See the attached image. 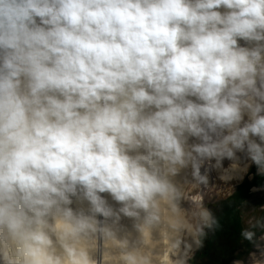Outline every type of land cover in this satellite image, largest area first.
Instances as JSON below:
<instances>
[{
	"label": "clouds",
	"instance_id": "9594fccd",
	"mask_svg": "<svg viewBox=\"0 0 264 264\" xmlns=\"http://www.w3.org/2000/svg\"><path fill=\"white\" fill-rule=\"evenodd\" d=\"M238 153L264 176V0H0V264H189Z\"/></svg>",
	"mask_w": 264,
	"mask_h": 264
},
{
	"label": "trees",
	"instance_id": "16d2710c",
	"mask_svg": "<svg viewBox=\"0 0 264 264\" xmlns=\"http://www.w3.org/2000/svg\"><path fill=\"white\" fill-rule=\"evenodd\" d=\"M253 179L245 181L237 187L236 192L220 203L213 211L220 223L219 229L211 232L206 245L201 248L205 264H230L243 241L240 231L244 227L241 218V201L248 202L254 188L264 187V176L257 174V168L251 169Z\"/></svg>",
	"mask_w": 264,
	"mask_h": 264
},
{
	"label": "rangeland",
	"instance_id": "374dc122",
	"mask_svg": "<svg viewBox=\"0 0 264 264\" xmlns=\"http://www.w3.org/2000/svg\"><path fill=\"white\" fill-rule=\"evenodd\" d=\"M228 165L229 164L224 165V167L227 168ZM254 167H256L255 164L250 165L248 172L246 173L243 180H241L240 182H236L235 180H231L227 182L222 181L218 178L220 172H218L217 170H213L210 174V184L214 185L215 188L209 190L206 193L205 206L208 207L213 212L216 206H218L223 201L227 200L236 192L237 187L240 186L245 181V179H248L249 181L253 179V175L250 173V171ZM261 205H264V189L261 190L253 189L251 199L241 209V214L242 213L245 214L243 216L241 215L244 227L247 226V220L249 216L264 215V212H261L260 210ZM184 206L187 207V204H185ZM210 236H211V232L209 231L207 237L204 239V245H206ZM200 251L201 249L195 252L194 257L192 258L193 261L192 262L189 261V264H205L206 260L202 258V254L200 253ZM253 251H255V249L249 242L242 241L236 253V257L232 260L230 264H233V261L237 259H242L245 262V264H250L249 254Z\"/></svg>",
	"mask_w": 264,
	"mask_h": 264
},
{
	"label": "bare ground",
	"instance_id": "6f19581e",
	"mask_svg": "<svg viewBox=\"0 0 264 264\" xmlns=\"http://www.w3.org/2000/svg\"><path fill=\"white\" fill-rule=\"evenodd\" d=\"M243 43H244V42L241 41V44H242V45H243ZM238 155H240V156L242 157V162H247V163H249V164L251 165V162H250V161H244V160H243V154L238 153ZM230 163H231V162L228 161V160H225V161L223 162L224 165H227V164H230ZM245 175H246V174H244V177H245ZM233 180H235L236 182H240V181H241V180H238V179H233ZM235 181H234V182H235ZM103 195L107 196V194H103ZM75 206H76V205L74 204L73 207H75ZM165 259H166V257H165Z\"/></svg>",
	"mask_w": 264,
	"mask_h": 264
},
{
	"label": "crops",
	"instance_id": "0c3cea01",
	"mask_svg": "<svg viewBox=\"0 0 264 264\" xmlns=\"http://www.w3.org/2000/svg\"><path fill=\"white\" fill-rule=\"evenodd\" d=\"M254 189H258V190L260 189L261 190V189H264V187L263 188H254Z\"/></svg>",
	"mask_w": 264,
	"mask_h": 264
},
{
	"label": "water",
	"instance_id": "95a60500",
	"mask_svg": "<svg viewBox=\"0 0 264 264\" xmlns=\"http://www.w3.org/2000/svg\"><path fill=\"white\" fill-rule=\"evenodd\" d=\"M214 207H215V205H214ZM190 261L192 262V261H193V259H191Z\"/></svg>",
	"mask_w": 264,
	"mask_h": 264
}]
</instances>
